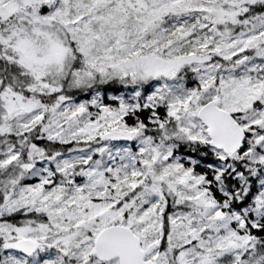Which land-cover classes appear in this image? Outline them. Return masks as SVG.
I'll use <instances>...</instances> for the list:
<instances>
[{"label":"snow or ice","instance_id":"1","mask_svg":"<svg viewBox=\"0 0 264 264\" xmlns=\"http://www.w3.org/2000/svg\"><path fill=\"white\" fill-rule=\"evenodd\" d=\"M0 264H264V0H0Z\"/></svg>","mask_w":264,"mask_h":264}]
</instances>
